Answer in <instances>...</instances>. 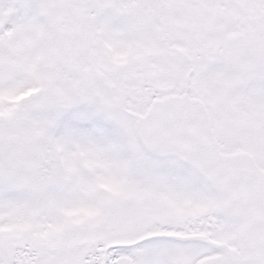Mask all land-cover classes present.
Here are the masks:
<instances>
[{"label":"snow or ice","instance_id":"6c2138e0","mask_svg":"<svg viewBox=\"0 0 264 264\" xmlns=\"http://www.w3.org/2000/svg\"><path fill=\"white\" fill-rule=\"evenodd\" d=\"M0 264H264V0H0Z\"/></svg>","mask_w":264,"mask_h":264}]
</instances>
